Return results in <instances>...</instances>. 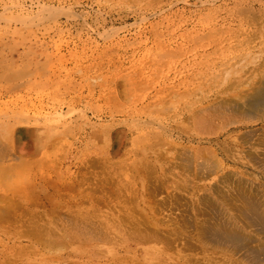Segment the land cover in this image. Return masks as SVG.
Here are the masks:
<instances>
[{
	"label": "bare ground",
	"instance_id": "6f19581e",
	"mask_svg": "<svg viewBox=\"0 0 264 264\" xmlns=\"http://www.w3.org/2000/svg\"><path fill=\"white\" fill-rule=\"evenodd\" d=\"M115 1L129 40L155 50L163 70L177 63L148 97L146 158L117 206L126 218H115L110 264H264V0ZM91 231L85 239L102 240ZM44 237L43 249L29 238L35 260L9 253L2 264L67 262Z\"/></svg>",
	"mask_w": 264,
	"mask_h": 264
},
{
	"label": "rangeland",
	"instance_id": "374dc122",
	"mask_svg": "<svg viewBox=\"0 0 264 264\" xmlns=\"http://www.w3.org/2000/svg\"><path fill=\"white\" fill-rule=\"evenodd\" d=\"M31 1L0 0V263L35 260L29 238L45 235L66 248L63 264H110L115 218H126L117 206L146 158L148 97L177 62L163 70L155 50L130 41L115 0H39L61 9L52 14Z\"/></svg>",
	"mask_w": 264,
	"mask_h": 264
}]
</instances>
